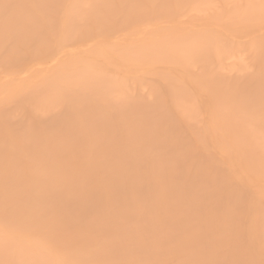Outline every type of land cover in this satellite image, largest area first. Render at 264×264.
<instances>
[{
    "label": "bare ground",
    "instance_id": "1",
    "mask_svg": "<svg viewBox=\"0 0 264 264\" xmlns=\"http://www.w3.org/2000/svg\"><path fill=\"white\" fill-rule=\"evenodd\" d=\"M0 264H264V0H0Z\"/></svg>",
    "mask_w": 264,
    "mask_h": 264
}]
</instances>
